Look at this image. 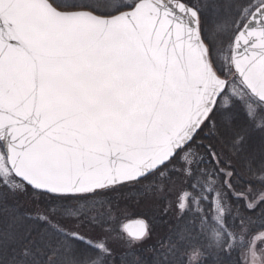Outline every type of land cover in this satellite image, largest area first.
Returning a JSON list of instances; mask_svg holds the SVG:
<instances>
[{"label": "snow or ice", "instance_id": "snow-or-ice-1", "mask_svg": "<svg viewBox=\"0 0 264 264\" xmlns=\"http://www.w3.org/2000/svg\"><path fill=\"white\" fill-rule=\"evenodd\" d=\"M179 175L155 242L146 219L122 252L81 232ZM245 175L264 184V0H0V264H229L264 218Z\"/></svg>", "mask_w": 264, "mask_h": 264}, {"label": "rangeland", "instance_id": "rangeland-1", "mask_svg": "<svg viewBox=\"0 0 264 264\" xmlns=\"http://www.w3.org/2000/svg\"><path fill=\"white\" fill-rule=\"evenodd\" d=\"M230 36L231 30L228 25H225L223 32L219 34V39L227 45L228 37ZM181 183V181L175 182L174 178H171L170 181L160 185L162 190L148 191L145 195H140L138 201H134V193H129V195L125 196L118 202V205L111 207V222L103 223L102 226L88 225L82 227L81 232L90 238L105 240L117 252H122L127 248V245L124 242V238L127 236L124 230L126 223L131 220H138V218H135L137 212L152 209V205L158 207L162 206L164 208L167 207L171 213L176 212L177 204L184 192V190L181 189ZM40 199L41 197L39 194L33 193L32 195L25 197L23 202L31 208L35 205L33 200L39 201ZM144 199L145 201H143ZM98 211L105 214L109 209L101 208ZM93 215H96V213L94 212ZM253 251L256 254V264H262V262H264V232L255 235L251 240L249 248L242 253L241 260L243 264H252L253 257L251 252Z\"/></svg>", "mask_w": 264, "mask_h": 264}, {"label": "trees", "instance_id": "trees-1", "mask_svg": "<svg viewBox=\"0 0 264 264\" xmlns=\"http://www.w3.org/2000/svg\"><path fill=\"white\" fill-rule=\"evenodd\" d=\"M225 151L230 152L231 149L226 148ZM172 178H174L175 182L177 181L182 182L180 186H181V189L184 190V192L191 191V189L189 188L190 180L188 177L179 175V176H173ZM244 178L246 181H251L250 184L244 186V191L247 194L249 201L256 200L262 194H264V184L260 183L256 177L245 175ZM249 188L251 189V191H249ZM139 198H140V195L135 194L134 201H138ZM143 201H145V199ZM228 203L232 204L235 207H239V205H236L234 199L230 198L228 200ZM152 206H153L152 209L137 212V215L135 217L138 219L144 218L148 220L150 223H152V226H154L153 233H152V241H149V243L155 242L157 239L163 236L169 229H171L174 226L173 223H171L172 221H176V223H180L178 220V211L174 213H171L169 211L168 216L162 218L161 209L164 207L162 206L158 207L155 205H152ZM32 207L41 208L43 206L35 204ZM247 215L250 217V223H248L245 226L243 232L241 233V230L238 226L234 229L239 234L237 237V240L234 242L237 246V250L232 253V261L229 262V264H232V262H234V264H243L241 260L242 253L249 248L251 240L255 235L264 232V218L261 217L260 213L259 212H255V213L249 212L247 213ZM236 223L237 225L239 224L238 221ZM205 264H211V260L205 261Z\"/></svg>", "mask_w": 264, "mask_h": 264}, {"label": "water", "instance_id": "water-1", "mask_svg": "<svg viewBox=\"0 0 264 264\" xmlns=\"http://www.w3.org/2000/svg\"><path fill=\"white\" fill-rule=\"evenodd\" d=\"M134 221H136V220H132V221H129L128 223H126V225H128V224H130V223H133ZM125 225V226H126ZM124 226V230H125V233L127 234V232H126V227Z\"/></svg>", "mask_w": 264, "mask_h": 264}]
</instances>
